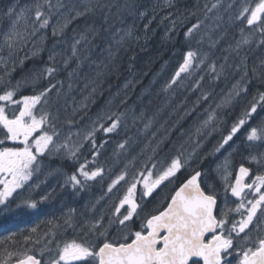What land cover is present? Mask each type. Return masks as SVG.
Segmentation results:
<instances>
[{
    "label": "snow or ice",
    "instance_id": "snow-or-ice-1",
    "mask_svg": "<svg viewBox=\"0 0 264 264\" xmlns=\"http://www.w3.org/2000/svg\"><path fill=\"white\" fill-rule=\"evenodd\" d=\"M175 6V0H166L165 7ZM221 9L224 12L232 10L227 21L231 24L239 22L240 39L225 49L229 55L223 57V63L209 64L211 79H227L229 74H239V78L214 109L209 106L211 110H206L207 116L197 134H202V130L209 127L216 131L218 110L231 108L241 98V93L245 94L247 102L231 122L227 134H223L213 148V153L222 149L227 151L216 167L225 207H220L217 186L202 179L201 171L193 168L181 180L178 174L190 167L192 158L190 155L182 159L181 153L172 157L170 162L161 163L159 168L153 164L155 172H140L139 179L134 176L107 217L100 213L80 222L74 216V208L69 207L65 212L61 205V215L56 219L53 210L54 219L47 223L54 227L45 233V248L40 254L52 252L49 245L54 244L55 250L45 264H233L230 259L233 255L236 264H264V150L251 151L264 149V91L257 89L249 93L248 89L252 78L264 84V56L258 57V63L253 62L249 68L248 55L243 51L245 48L253 50V45L255 49L264 51V0H242L238 7L235 0H228L226 4L225 0H204L202 7L197 0L195 11L183 18L177 16L176 20L183 23L190 16H195V22L185 32L186 41L199 37L198 42L202 43L208 36L210 46H215L226 35L225 30L212 39V34L224 27L225 17ZM137 15L139 18L146 15L139 11L137 0H11L0 10V215L13 210H17V214L25 210L44 211L41 206L55 199L56 189H44L38 197L33 193L47 184L50 177L66 175L61 187L71 185L75 192H79L86 187L87 181L102 175L100 167L89 170L81 164L77 169L79 175H67L61 167L45 163L61 153L64 158L78 159L84 142L89 143L90 150H95L97 125L106 133H117L126 115V112L112 111L111 107L102 109L89 129L75 133L79 143L70 142V136L60 140L56 121L64 81L57 78L62 70L57 67V57L61 58L59 63L64 70L75 64L68 71V76L72 77L84 60L90 58L91 50L99 48L106 56L96 65V77H103L106 72L114 70L121 51L133 41L140 40L134 24L125 26L127 17ZM176 20L172 21L173 28ZM49 28L54 40L49 63L41 69H30L13 83L12 73L17 66H22L30 55L34 57L43 50L35 44L37 33L43 41L46 38L44 30ZM29 43H32V48L24 52ZM57 43H64L65 48L57 51ZM22 52L23 58L20 57ZM197 56L198 53L189 48L165 87L177 84L182 74L190 75L194 65L198 68L208 58L207 54L199 59ZM230 56L236 58L233 63H229ZM45 80L47 83L37 90ZM92 83L95 85L96 81ZM28 87L32 94H22V89ZM68 87L71 89V83ZM92 92H96V86L92 87ZM203 98L207 99V95ZM120 103L124 104L126 100ZM108 104L112 105L113 100ZM105 120L108 121L107 126ZM149 126L150 123L144 125L145 129ZM126 145L127 141L119 143L118 147L125 149ZM242 149L247 152L245 159L249 166L240 164L233 178L231 158ZM121 181H125L123 172L112 180L108 192L111 193ZM176 181L180 183L176 184ZM138 185H142L140 201L136 199ZM172 185L175 187H170ZM157 189L160 192L170 190L152 211L142 215L138 209ZM229 193L235 198L232 201L234 207L227 206ZM134 217L140 222L138 230L133 227ZM59 229H63L60 238L57 235ZM69 230L74 233L71 237L64 235ZM31 231L35 233L36 228ZM236 237L240 238L239 243L234 242ZM28 240L31 237H26ZM33 242L39 243L40 238ZM11 257L9 253L5 260H0V264H8ZM13 264H42V261L31 248L26 247L17 254Z\"/></svg>",
    "mask_w": 264,
    "mask_h": 264
},
{
    "label": "trees",
    "instance_id": "trees-1",
    "mask_svg": "<svg viewBox=\"0 0 264 264\" xmlns=\"http://www.w3.org/2000/svg\"><path fill=\"white\" fill-rule=\"evenodd\" d=\"M137 2L139 11L146 15L143 18H139L138 15L127 17L125 26L134 24L140 40L133 41L126 50L121 51L114 70L106 72L103 77H96V65L105 60L106 56V53L99 48L91 50L90 58L84 60L72 77L68 76V71H71L75 64L64 70L59 63L61 58L57 57V67L62 69L57 78L64 81L63 95L58 105L59 118L56 121L60 140L70 136V142L79 143L80 139L75 133L86 130L85 127L89 125L90 120L97 117L102 109L107 110L111 107L112 111L126 112V115L117 133H106L97 125L95 150H90L89 143L84 142V147L78 153V159L64 158L61 153L46 160L45 163L53 167H61L67 175L77 173L81 164H85L89 170L100 167L103 170L102 175L95 180L87 181L86 187L79 192H75L71 185L61 187L67 178L66 175L50 177L47 184L41 185L42 188L33 193L37 197L44 189L49 191L52 188L56 189L55 199L41 206L44 211L25 210L17 214V210H13L11 213L0 215V260H5L11 253L12 257L8 260V264H12L17 254L29 247L41 259L42 264H45L55 250L54 244L49 245L48 247L53 251H44L43 256L40 254L45 248V233H49L54 227L47 223L49 219H54L52 211L55 210V218L58 219L61 215V205L64 206L65 212L69 207L74 208L76 210L74 216L80 222L92 219L100 213H104L107 217L119 200L116 195L117 190L110 193L108 186L122 172L125 174V181L131 182L134 176L139 177L140 172L146 173V170L155 172L152 168L153 164L159 168L161 163H168L172 157L183 153L182 159L190 155L192 158L189 161L190 167L178 174L181 180L193 168L201 171L202 176L207 174L208 168L216 158L213 153L214 146L221 140L223 134H227L231 122L239 115L241 107L247 102V97L241 93V98L237 99L231 108L218 110L219 123L216 125V131H211L209 127L203 129L202 134H197V129L207 116L206 110H211L209 106L214 109L216 104L220 103L221 97L239 78V74L235 76L229 74L227 79L212 80L208 67L212 62L217 65L223 63V57L229 55L225 49L229 44H234L240 39L239 22L231 24L227 21L232 10L224 12L221 9L225 17L224 27L213 33L212 39H216L225 30L226 35L215 46H210L208 36H205L202 43L198 42L199 37L186 41L185 32L191 23L195 22V16H190L189 20L185 21L174 40L162 43L160 28L154 33H151V30L159 24L156 19L166 9L161 7L159 9L156 3L160 0H137ZM227 2L228 0H225V4ZM235 2L238 7L242 0H235ZM199 3L202 7L204 0H199ZM175 5V8H170V11L176 17L183 18L196 10L197 0H176ZM70 35L71 32L69 37ZM53 44L52 37L47 38L42 51L43 59H33L15 70L12 73L13 83L21 75L27 74L30 69L42 68L48 64V59L44 58L48 54L47 50H52ZM57 47L64 49L65 44L57 43ZM189 48L198 53L197 59L207 54V60L198 68L194 65L190 75L182 74L177 84L166 88V84L178 70L179 64L183 62V55ZM252 49L243 50L248 55L249 68L253 62L258 63V57L264 56V51L255 49V45ZM81 58L83 59V54ZM234 60H236L234 56L229 57V63H233ZM92 81H96V84L93 85ZM129 81L131 83L125 88V84ZM46 83V80L42 81L37 86V90ZM69 83L72 85L71 89L68 87ZM86 84L88 87H85ZM93 86H96L95 93L92 92ZM248 89L249 93H254L257 89L264 91V84L252 78ZM115 93L119 95L113 99V104L109 105L108 101ZM22 94L30 95L32 89L24 88ZM205 94L207 99L203 98ZM121 100H126V103L121 104ZM149 123V128L145 129L144 125ZM104 124L107 126L108 121L105 120ZM125 141H127L126 148L120 149L118 144ZM153 149L156 151L153 152ZM179 183L180 181H176V184ZM214 184L217 186L216 182ZM168 192L167 190L163 193L166 195ZM140 199L138 195L137 201ZM156 203L153 199L145 200L138 211L143 214L150 212ZM221 204L220 200V207ZM59 223L62 224V221ZM139 223V220H135L133 224L137 230ZM32 228H36L35 233L31 231ZM62 232L63 229L58 230V238ZM77 232L83 235L79 229ZM64 235L71 237L74 233L69 230ZM26 237H31V240L26 241ZM37 237L40 238V242L34 243Z\"/></svg>",
    "mask_w": 264,
    "mask_h": 264
},
{
    "label": "rangeland",
    "instance_id": "rangeland-1",
    "mask_svg": "<svg viewBox=\"0 0 264 264\" xmlns=\"http://www.w3.org/2000/svg\"><path fill=\"white\" fill-rule=\"evenodd\" d=\"M4 1L5 0H0V10L4 9L11 2V0H6L7 2L4 3ZM23 2H30V0H23ZM156 4L159 7V9L161 7V9H166V10H164L163 12H161V14L158 15V17L156 19V22H158L159 24H157L155 27L152 28L151 33L156 32L158 30V28H160V30L162 31V38L160 39V42L167 43L168 41L175 39V37L178 34L179 29L185 24V22L181 23L180 20H176V16H175L174 13H172V11H170V8L165 7L166 0H160V2H157ZM173 20H176L175 28L172 27V21ZM152 21H151V23H153ZM44 31L46 32V38L43 41L40 39V33L39 32L37 33V36L34 38L36 46L38 48H42V49H43V47L46 44L47 38H51V29L49 28V29L44 30ZM31 48H32V43H29L28 47L24 49V52H29V50ZM56 50L57 51H61V50H63V47H57ZM42 51H40L39 54L34 56V57H32L29 54L30 58L25 60L22 66L18 65L16 70L19 69L20 67H23L27 62H29V61H31L33 59H39V58L43 59L42 58ZM47 51H48V54L44 58L45 60L48 59V56H49V53H50L51 49H48ZM23 55H24L23 52L20 53V57L21 58H23ZM47 63H49L48 60H47ZM37 69H41V68H37ZM127 84H129V83H127ZM116 96H117V93H115L113 95L111 100H113ZM95 120H96V116L90 120V122H89L90 126L87 125L85 127L86 130L89 129L92 126V123ZM239 142L240 141H237V143H239ZM225 147L227 149V146H225ZM261 150H264V149H252L251 151L256 152V151H261ZM215 155H216V158L213 160V163L211 164V167L208 168L207 174H204L201 178L202 179H206L207 182L210 183V184H214V182L217 183V189L220 192V200L222 202L221 207L223 208V207H225V205L223 203L224 193H223V190H222V187H221L220 178L216 174V167H217L218 164H220L222 162L223 157L225 155H227V151H225V149H222L219 153H215ZM246 155H247V152L244 151L243 149L241 150V152H237V153L233 154V156L231 158L232 159L233 178H234V175H235V171H236L237 165H240L242 163L243 164H245V163L248 164L247 160L245 159ZM253 166H254V169H255V165H253ZM76 174L79 175L78 172ZM139 178L140 177H138L137 179H139ZM81 179H83V178L81 177ZM128 183H130V182L121 181L120 184L116 185V187L113 188V190H115V189L118 190L119 189V191L116 192V195L119 198H122V196L126 192V188L128 186ZM161 187H163V186H161ZM159 190L160 189H157L156 192L153 193L152 197H148V198H146V200H149V199L152 200L153 199L154 201L158 202L161 199V197L165 195L167 190L169 191L170 189H165L164 190L165 193L160 192ZM141 191H142V185H138L136 199H137L138 195L140 196ZM157 193H160V195L158 196ZM229 201H230V199L228 197V205L227 206L228 207H234V205L232 203H229ZM118 203H119V200H118L117 204ZM125 207H127V206H125ZM121 211H124V209H122ZM142 215H143V213H142ZM230 215H232V214H230ZM236 219H239V217L237 216ZM243 235L244 234H241V236H243ZM239 241H240V238L236 237L234 242L239 243Z\"/></svg>",
    "mask_w": 264,
    "mask_h": 264
},
{
    "label": "flooded vegetation",
    "instance_id": "flooded-vegetation-1",
    "mask_svg": "<svg viewBox=\"0 0 264 264\" xmlns=\"http://www.w3.org/2000/svg\"><path fill=\"white\" fill-rule=\"evenodd\" d=\"M6 2L7 1L5 0L4 3H6ZM245 165L246 166H249L247 163H245ZM237 166H239V165H237ZM251 167L254 169V166L253 165ZM232 201H233V199L230 200L229 203H232ZM252 235H253V238H255V233L254 232L252 233ZM230 259L233 261V264H236V257H235V255H233L232 257H230Z\"/></svg>",
    "mask_w": 264,
    "mask_h": 264
},
{
    "label": "water",
    "instance_id": "water-1",
    "mask_svg": "<svg viewBox=\"0 0 264 264\" xmlns=\"http://www.w3.org/2000/svg\"><path fill=\"white\" fill-rule=\"evenodd\" d=\"M236 172H238V169H237V171ZM235 199V198H234ZM13 264V263H12Z\"/></svg>",
    "mask_w": 264,
    "mask_h": 264
}]
</instances>
